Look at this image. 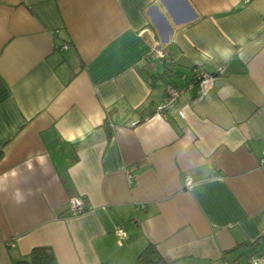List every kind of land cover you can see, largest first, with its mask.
<instances>
[{
    "label": "crops",
    "instance_id": "obj_1",
    "mask_svg": "<svg viewBox=\"0 0 264 264\" xmlns=\"http://www.w3.org/2000/svg\"><path fill=\"white\" fill-rule=\"evenodd\" d=\"M262 156L264 0H0V264H249Z\"/></svg>",
    "mask_w": 264,
    "mask_h": 264
},
{
    "label": "built area",
    "instance_id": "obj_2",
    "mask_svg": "<svg viewBox=\"0 0 264 264\" xmlns=\"http://www.w3.org/2000/svg\"><path fill=\"white\" fill-rule=\"evenodd\" d=\"M68 44H62L61 49L68 48ZM153 54L158 55L159 57L163 58L165 56V52L162 51L157 45L153 46ZM194 81H197V84L199 85V89H203L210 85L214 79L213 76L209 75L205 71L201 69H195L194 70ZM182 93V89L173 85H167L166 87V93L162 100V102L157 107L158 111H164L169 106L173 105L179 95ZM261 163L264 164V156L261 158ZM132 174H128L129 180L132 179ZM190 179L189 177L185 178V183H189ZM68 210L69 213L73 216L80 215L87 211V208H85L83 200L81 198H72L68 203ZM115 233L120 239L125 238V231L121 227H116ZM249 264H264V255H255L250 256L248 259ZM225 264H228V262H225Z\"/></svg>",
    "mask_w": 264,
    "mask_h": 264
},
{
    "label": "trees",
    "instance_id": "obj_3",
    "mask_svg": "<svg viewBox=\"0 0 264 264\" xmlns=\"http://www.w3.org/2000/svg\"><path fill=\"white\" fill-rule=\"evenodd\" d=\"M197 83V81H195ZM261 237L254 241L259 243ZM156 250L153 245L147 246L137 257L143 264H161L160 257L156 258ZM16 264H57L53 253L46 247H35L28 255L27 259L20 260Z\"/></svg>",
    "mask_w": 264,
    "mask_h": 264
},
{
    "label": "clouds",
    "instance_id": "obj_4",
    "mask_svg": "<svg viewBox=\"0 0 264 264\" xmlns=\"http://www.w3.org/2000/svg\"><path fill=\"white\" fill-rule=\"evenodd\" d=\"M259 30H260V29H257V31H259ZM216 51L219 52L220 56H221L222 58H224V59H227V58L231 57V55H232V52H231L230 49H220V48H217ZM211 55H212V53H211L210 51H208V52H204V53H203L204 59H208ZM81 138H83V136H81ZM36 159H37L41 164H43V163L45 162V161H44V156H43V155L37 156ZM30 160H31V158H29V163H28V167H29V169L32 168V165H31V163H30ZM5 175H7V174H5ZM12 175L15 176L16 173L13 171V172H12ZM2 190H3V189H0V191H2ZM17 195L19 196V193H17Z\"/></svg>",
    "mask_w": 264,
    "mask_h": 264
}]
</instances>
